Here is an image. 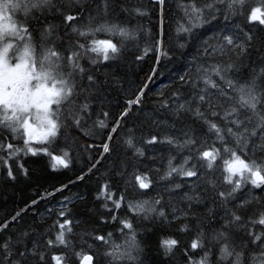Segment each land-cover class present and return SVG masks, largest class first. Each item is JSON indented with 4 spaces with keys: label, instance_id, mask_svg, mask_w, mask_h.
I'll return each mask as SVG.
<instances>
[{
    "label": "snow or ice",
    "instance_id": "snow-or-ice-1",
    "mask_svg": "<svg viewBox=\"0 0 264 264\" xmlns=\"http://www.w3.org/2000/svg\"><path fill=\"white\" fill-rule=\"evenodd\" d=\"M87 2L0 0V153L4 154L0 155V163L7 170L9 179L15 178L10 164L13 159L20 173H26L18 159L20 153L49 157V166L53 171L69 167V151L60 149V154H55L53 149L56 141L62 129L75 128L87 135L81 121L90 110L91 97L101 86L91 68H86L82 63L83 60L95 66L115 59L124 42L137 40L141 31L152 37V43L146 42L137 60L143 59L153 50L157 63L162 56L168 55L162 50L161 38L165 0H150L151 6H158L160 37H155L143 25L129 29L110 21L108 11L112 5L109 0H101L102 16L98 11L95 14L86 11ZM119 7L125 14L131 11L135 16L151 15L147 7ZM179 7L183 18L178 22L176 31L191 40L197 38L196 29L211 24L221 16L225 21L243 18L250 26L248 29L238 27V31L230 34L215 33L202 40L197 49L198 56H228V60L208 66L197 63L195 74L189 69L179 76L180 86L192 89L191 96L180 102L177 90L172 93L175 99L171 103L162 102V106L169 109L174 118L179 119L181 114H187L199 123L203 134L189 126L182 140L169 135L161 138L154 134L143 138L144 144L166 143L181 150L187 148L189 152L183 157V162L176 166L169 158L167 169L159 176L160 180H167L176 174L181 178H189V182L191 178L205 181L203 195L185 193L184 199L190 202L188 209H182L178 214L173 207L171 220L185 221L179 226V232L189 230L186 221L190 213L199 225V217L192 211V204L211 202L223 210L219 228L207 234V248L204 243L206 234L200 227L188 247L183 249V264H213L210 259L213 255L215 264H264V208L258 215L247 214L252 200H242L237 196L248 185L252 189L264 191V63L258 69L253 65L245 79L238 75L233 77L234 72L238 74L241 68L248 67L245 58L253 47L254 39L251 28L259 26L264 30V0L252 4L249 0H203L199 5L197 0H186ZM113 36L120 38L119 46L111 39ZM257 39L264 45V38ZM185 43H180L178 47L184 48ZM257 51L260 49L257 48ZM152 71H156L155 65ZM148 79L151 80L152 76L149 75ZM146 87L145 83L134 98L125 100L127 107L115 118L111 130L104 133L107 139L98 145L88 144V148L95 146L102 149L98 153L99 157L111 152L113 134L121 127L132 105H140ZM104 115L105 120L95 121V127L102 131L109 128L106 122L108 113ZM64 135L66 137L68 133ZM209 139L211 144L208 143ZM18 140H22V147L13 143ZM123 143L132 150L133 158L144 157L145 152L136 145L133 135L126 137ZM249 148L252 149L251 155ZM98 163L99 159L96 163L89 161L87 170L82 169L76 179L83 180ZM213 174H216V179H212ZM116 175L122 177L123 173L118 171ZM132 175L140 190L150 188L152 181L148 173H129V176ZM125 184L130 185L131 181L126 180ZM63 187L56 191H61ZM174 187L179 188L181 185L177 183ZM95 198L104 201L101 208L108 213V216H99V223L118 222L117 232L122 237L119 243L113 240L111 232L104 235L84 229L79 234L75 233L71 226L73 222L66 216L65 205L56 213L58 219L50 229L52 236H47L43 244L33 240L29 247L24 239L28 236L27 232L15 240L9 238L0 242V264H96L97 258L91 254L93 241L104 246L101 254L105 264H143V248L137 239L135 224L130 217H121L119 210L126 204L128 213L138 220L170 223L168 214L160 207L161 200H126L123 192L117 197L107 182L100 185ZM230 201L234 203L230 204ZM36 202L33 200L32 204ZM256 203L259 205L261 201L257 200ZM19 215L18 212L16 216ZM16 216L11 221L0 223V231L6 230L16 220ZM204 216L205 219H214L216 213L213 207H206ZM256 225L260 226L259 230ZM74 235L78 236L75 241L71 239ZM235 236H239V239H233ZM179 244L176 238H161L159 249L162 257L170 259ZM213 245L217 249L215 252ZM61 248L63 251H51ZM197 250L202 253L198 258L194 255Z\"/></svg>",
    "mask_w": 264,
    "mask_h": 264
},
{
    "label": "trees",
    "instance_id": "trees-1",
    "mask_svg": "<svg viewBox=\"0 0 264 264\" xmlns=\"http://www.w3.org/2000/svg\"><path fill=\"white\" fill-rule=\"evenodd\" d=\"M186 0H165L163 15V51L168 55L162 56L157 63L155 52L150 51L141 60H137V55H142V49L145 44L152 43V37L146 35L143 31L138 33L137 40H127L124 42L120 53L115 59L103 61L95 66L88 64L85 59L82 63L86 68H91L92 74L101 82V86L97 93L91 97L90 110L85 113V118L81 121L83 129L87 135L81 134L75 128L62 129L61 136L56 141L54 152L60 154V149L69 151V167L59 168L53 171L49 166V157L42 154L37 156L24 155L20 153L18 159L26 169L25 174H21L16 166L15 159L10 161L12 171L15 178L9 179L7 170L0 163V223L5 220L11 221L12 217L19 212L16 220L9 224V227L0 231V242L11 238L15 240L18 236H22L27 232L26 240L30 247L33 240L43 244L47 236H52L50 229L53 222L58 219L56 213L67 206L66 216L72 223L74 232L79 234L84 229H91L97 233L107 235L109 232L113 234V240L117 243L121 240V235L117 232L119 227L116 223H99V216H108V213L101 208L102 200L95 198L101 184L107 182L110 190L118 197L121 192L124 193L126 200H144V199H160L161 205L168 214L170 223H151L149 221L138 220L137 217L128 213L127 205L119 210L121 217L128 216L132 219L136 227L137 239L143 248L141 260L143 264H183V249L188 247L192 238L197 235L200 227H203L206 234L204 243L208 246L207 234L214 229L219 228L222 223L221 215L223 210L211 202L207 204H192V211L199 217V225L197 220L192 219L191 213L186 221L188 231L181 233L178 228L185 223L183 219L171 220L172 209L175 207L177 213L182 209H188L189 201L184 199L185 193L195 196L203 195L202 189L206 186L204 180L196 178H181L173 174L167 180H160L159 176L167 169V162L172 158L173 166L183 162V157L189 155L187 148L181 150L174 148L166 143H157L148 145L143 143L145 136L156 135L163 137L169 135L177 139H183V133L189 129V126L195 128L198 133L203 134L202 126L190 118L187 114H181L180 118H174L172 112L162 106V102H172V93L179 90V101L183 102L192 94L189 87H181L179 76L184 74L186 70H191L195 74L197 63L204 66L208 64L227 61L228 56L214 55L205 57L197 54L200 42L204 39L212 37L215 33L223 32L230 34L238 31V27L248 29L243 18L236 17L234 20L225 21L223 17L212 21L195 30L196 39L191 40L184 34H178L176 28L178 22L182 21L183 12L179 5ZM257 0H249V3H256ZM110 6L108 11V19L117 22L122 26L131 29L133 26L140 27L143 25L148 28L155 37H160L159 18L157 16L158 6H151L150 0H109ZM203 0H197V4H202ZM120 5H125L131 9L134 6L147 7L151 15L149 17L135 16L131 11L127 14L120 10ZM86 11H98L103 15L101 0H88ZM59 19V18H56ZM85 22L86 19H85ZM253 32V47L248 50L249 55L245 58L246 68H241L240 72L233 73L235 78L237 75L241 79L247 78L249 70L255 65L257 69L264 63V45L260 44L257 37L264 38V30L259 26L251 28ZM101 38H103L101 36ZM114 43L120 45V38L111 37ZM186 42V43H185ZM215 42V41H213ZM180 43H185L184 48L178 47ZM139 44V47L137 46ZM59 47V44L57 45ZM257 48L260 51H257ZM155 65L156 71L153 72ZM149 75L152 79L149 80ZM147 84L143 93L142 101L139 106L132 105L130 113L124 119L121 127L113 134L111 141V152L99 157L98 153L102 149L97 147L88 148V144L98 145L102 140L107 139L106 133L111 130V125L115 123V118L120 112L127 107L125 100L134 98L137 91ZM211 91V90H210ZM107 112L106 122L109 128L101 130L95 127L97 119L105 120L104 113ZM131 129V133L129 132ZM68 135L65 137L64 133ZM134 136L137 146L141 147L145 155L140 158L132 157V150L127 149L123 140L129 135ZM2 138V137H0ZM17 146L22 147V140L13 141ZM211 144V139L208 141ZM252 149L249 148L251 155ZM0 155H4L0 153ZM99 163L89 172L83 180H77L76 177L81 174V170H87L89 161ZM159 169V172H157ZM122 172L123 176H117V172ZM148 173L152 184L149 189L140 190L135 185L134 175L129 176L133 172ZM207 177H205V180ZM212 179H216V174L212 175ZM130 180L131 184L126 185L125 181ZM179 183L181 187L175 188L174 185ZM63 189L56 191L57 188ZM237 196L242 200H252V204L248 207L247 214L258 215L261 208H264V191L252 189L250 185L242 188ZM67 197V199H65ZM36 200L35 204L32 201ZM260 200L261 204L256 201ZM234 203L233 201L229 202ZM206 207H213L216 216L214 219H205L204 213ZM23 209V211H21ZM63 219V218H59ZM79 222V223H77ZM151 229L150 231L148 229ZM260 226L256 225L259 230ZM173 237L179 240L180 244L173 256L165 260L159 249V240L161 238ZM54 238V237H53ZM74 241L78 236L71 237ZM238 240L239 236L233 237ZM94 247L91 254L96 259V264H105V258L101 254L103 245L99 242H92ZM79 247V245H77ZM251 249V246H249ZM87 251V248H85ZM217 249L213 245V251ZM53 252H60L63 249H52ZM191 252V249L189 248ZM254 251H259L255 249ZM202 254L197 250L194 255L198 258ZM71 255V253H69ZM248 251H245V259L247 260ZM215 264V255L210 257Z\"/></svg>",
    "mask_w": 264,
    "mask_h": 264
}]
</instances>
